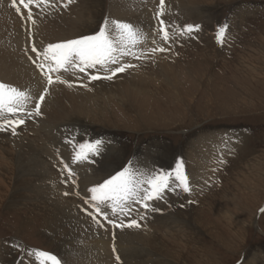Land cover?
I'll list each match as a JSON object with an SVG mask.
<instances>
[{
  "label": "rangeland",
  "instance_id": "obj_1",
  "mask_svg": "<svg viewBox=\"0 0 264 264\" xmlns=\"http://www.w3.org/2000/svg\"><path fill=\"white\" fill-rule=\"evenodd\" d=\"M77 1L85 15L91 8L94 17L89 30L77 33L76 38L95 34L105 16L124 21L110 14V0ZM151 1L150 18H146L151 20L147 24L150 46L144 52L138 50L139 59L128 56L121 61L135 67L111 80L92 81L78 72L73 78L67 75V83H59L79 93L88 92L94 103L85 107L84 115L74 113L63 102L61 120H54L42 107L40 116L29 118L28 111L48 87L44 80V86L41 83L26 101L24 113L11 117L24 119L17 135L10 130L0 132V184L4 186H0V264H32L35 257L28 256L29 250L56 255L63 264H85L81 262L86 254L80 242L83 229L103 236L104 249L95 254L89 251L92 264H118L116 255L119 264H181L180 258L186 264H264V213L260 211L264 208V0H183L188 4L187 24L199 25L200 30L188 38L167 28V43L158 34L155 18L160 0ZM172 5L165 0L161 18L170 15ZM224 23L229 28L220 45L215 32ZM22 25L23 31L26 25ZM131 25L142 26L135 21ZM33 46L25 52L36 61ZM155 47L166 50L152 54ZM88 71L105 74L103 70ZM138 73L146 84L135 92L129 80ZM0 83L29 93L23 83L13 85L3 79ZM48 91L42 103L52 100L53 90L48 87ZM235 135L241 142L229 141L231 152L222 144L211 146L222 137ZM73 137L76 142L105 141L106 150L92 157L94 162L84 160L86 172L82 174L68 164L74 153L65 141ZM192 158L204 162V173ZM221 159L224 164L219 163ZM177 160L184 163L190 191H166L164 199L150 202L159 211L145 212L133 203L128 216L113 215L106 208L105 219L104 213L97 214L84 203L90 198L87 189L129 162L138 172L150 168L173 171ZM65 164L74 174L71 178ZM140 213H144L143 219ZM93 215L102 226L92 220ZM132 219L141 225L139 229L113 228L108 222L126 224ZM181 220L189 228L196 222L202 235L199 245L192 246L190 241L185 249L176 246V241H185L188 230L180 227ZM130 234L140 237L126 253L119 248L123 245L119 236ZM144 235H148L147 241Z\"/></svg>",
  "mask_w": 264,
  "mask_h": 264
},
{
  "label": "snow or ice",
  "instance_id": "obj_2",
  "mask_svg": "<svg viewBox=\"0 0 264 264\" xmlns=\"http://www.w3.org/2000/svg\"><path fill=\"white\" fill-rule=\"evenodd\" d=\"M75 2L76 0H65L63 7L67 8ZM20 4L23 5L24 9H30V6L39 8L41 5L45 9L55 7L49 0H20ZM164 6L165 0H160V11L156 13L155 18L159 21L158 34H161V39L167 43L170 39V33L167 30L165 21L160 19L164 15ZM11 7L15 8L19 14L20 8L16 6V0H12ZM27 19L35 23L31 10L28 11ZM228 28L229 25L227 23L217 28L215 39L218 44L223 45L225 42ZM199 30V25H186L180 31V35L194 38L193 33ZM144 38V34L133 25L105 16L95 34L48 44L42 51L33 46L32 52L36 54L38 59L42 57V61L36 66L41 70V74L44 75L48 86L54 83H66L59 75L53 79L50 73L70 71L73 73H84L92 81L111 80L118 73H123L130 67H135V65L127 62L121 63V60L125 56L139 59L140 57L136 56V53L132 49L141 43ZM165 50L163 47H155L150 51L152 54H155L156 52H164ZM111 65H116V67H110ZM90 69L103 70L105 74L103 76L90 74L88 71ZM47 93L48 87H45L44 94L39 96L34 108L28 111L27 115L29 118L42 114L41 104L45 100ZM30 99L31 97L25 91L5 83H0V132L10 130L13 136L17 135L16 129L24 124V119H12L11 117L16 116L18 113L23 114L25 102ZM229 141L235 143L241 142L238 135L227 138L222 137L221 144L227 147L230 152L233 149L229 147ZM65 143L72 146L74 153L73 163L84 160L92 163L94 162L92 157L100 156L106 150L104 147L105 141L102 139L76 142L73 137L71 140H66ZM61 163L63 164L64 161H61ZM219 163L224 164L225 161L221 159ZM131 164L132 162H129V166H124L101 183L87 189V192L90 193V198L85 199L84 203L94 209L95 213H104L105 219H107V213L104 212L106 208L110 209L113 215L120 213L123 216L129 215L133 203L139 204L145 212L159 211V209L152 207L150 202L164 199L166 191H175L177 188L182 189L185 193L190 191L189 180L185 175L182 160L175 162L173 171L150 168L145 172H138ZM65 169L68 170L69 178H71L74 174L67 164H65ZM260 211L264 213V208ZM140 216L143 219L144 213H140ZM92 220L100 225V221L97 220L96 215L92 216ZM108 222L112 224L113 228L139 229L141 227L135 219L130 220L126 224L123 221L115 223L109 220ZM113 253H116L115 246L113 247ZM28 256L35 257L32 264H37V262L38 264H63L56 255L42 250H29ZM116 260L119 264V255H116ZM240 264H243V261Z\"/></svg>",
  "mask_w": 264,
  "mask_h": 264
},
{
  "label": "bare ground",
  "instance_id": "obj_3",
  "mask_svg": "<svg viewBox=\"0 0 264 264\" xmlns=\"http://www.w3.org/2000/svg\"><path fill=\"white\" fill-rule=\"evenodd\" d=\"M49 2L51 4H54L55 7H49V8L45 9L43 7V5H41L39 8L30 6V9H24L23 5L20 4V0H16V6L20 8L19 14L21 16H23V18H21L19 16V14L16 12L15 8L11 7L12 1L6 2L5 0H0V79L1 80L3 79L6 83H11L13 85H14V83H17V84L23 83L24 87L25 86L28 87L29 93H27V94L30 97L34 96V90H38L40 87L44 86L43 81L45 80V77H44V75L41 74V71L37 70V67H36V65L42 61V57H40L39 59L37 58L36 61L31 60L30 57L26 55V52H25L26 47L29 48V46L32 44V45H35V47L38 50L42 51L43 48L46 47L48 44H55V43L67 41L69 39H75L77 33H80V34L84 33L85 31L89 30V25H93V20L91 19L94 17L93 16L94 15L93 10L90 8L88 10L87 14L85 15V11H81V6L77 4L78 3L77 0L75 3L70 4L67 8L63 7V3L65 2V0H49ZM170 4H173L172 5L173 9L171 10L170 15H168L165 18V20H164V18H161V17L160 18L165 21V24L167 25L168 29L173 27L172 32H174L175 35H179L180 31L183 29L184 24H187V23L189 24V21L186 20L187 19V5L188 4L186 5L183 0H170ZM152 5H153V1H151V0H136L135 2L134 1L130 2L129 0H110V14L112 16L122 17V20H124L123 22L129 23V24H131L132 21H135L138 24L142 25V26H139L140 28H138V26H136V25H133L134 27L138 28L144 34V37H145L141 43L137 44L136 47L132 49V51H134L135 53H137L138 50H140V49L142 52H144L145 51L144 48H146V46L147 47L150 46V41L152 40V35L149 32V28H148L147 24H149L151 20L149 19L146 21V18H150ZM159 5H160V1H159ZM84 7H85V5H84ZM147 7H148V9H147ZM49 9L52 11V13L50 12ZM158 9H159V6H155V10H156L155 12H157ZM29 10H31L33 13V20L35 21V23H33L32 21H29L27 19V14H28ZM21 11L23 13H21ZM141 18L143 21L141 20ZM110 19H114V18H110ZM22 24L26 25L25 29H23V31L25 33H23V31L20 28V26ZM145 25H146V29L143 28V26H145ZM148 33H149V36L147 35ZM28 44H29V46H27ZM22 46H24V48H23L24 49V55L22 52ZM142 49H144V50H142ZM21 52H22V54H21ZM28 52H30V51H28ZM127 57L128 56L123 57L121 61H126ZM32 64H33V66H32ZM76 73H78V72L73 73L70 71V72L50 73V75L53 76V79H55L56 76L59 75L62 79L65 80V79H67L66 78L67 75H70L72 78L76 77V75H77ZM145 79H146L145 77L142 78V75L138 73L135 76H133L132 79H130V80L128 79V80L131 83V87H133V90L136 92V91H138V89L136 87H139L140 85L144 84L143 81ZM45 82H46V80H45ZM41 83L43 84L42 86H41ZM60 84L62 85L63 83H60ZM145 84H146V82H145ZM61 85H59V83H54L53 85L48 86L51 90H53V91H51L52 92V95H51L52 100L47 101V104L44 102L41 105L42 109H44L46 113L50 114V116L54 120H61L64 117V115L62 117V113H61V111L63 110V107L60 106L61 104H63V102H64V104H68V106L71 107L73 109V111H75L74 113H79V114L84 112L86 109L85 107L87 105L89 106L93 102V101H90L89 96H87L88 92L79 93L78 90H74L72 87L67 88V87H63ZM140 91L143 92V90H139L138 93H140ZM49 92L50 91H48V93ZM48 97H49V95H48ZM68 112H69V109H68ZM53 130L54 129H52V131ZM218 144L219 145L221 144V140L219 142H217V145L211 144V146L216 148L219 146ZM211 146L210 147L208 146V149L214 150V148H211ZM220 147H221V145H220ZM70 152H71V150H70ZM70 152H69V154H70ZM219 152L221 153V151H219ZM73 156H74V154H73ZM32 157H34V156H32ZM191 160L193 162L198 163L197 165L199 167L202 166L201 167L202 172L206 169L204 162L202 160H201L202 162L200 160H198V161L196 159L194 160L193 158ZM32 162H33V159H32ZM27 163L29 164V162H27ZM36 164H39V163L36 162ZM68 164L71 165V168H73L74 170L78 169V170L82 171L81 174L83 173V171L86 170L85 169L86 166L84 165V161L73 163V159H72L69 161ZM37 170H39V169H37ZM43 174H46V173L43 172ZM20 175H22V174H20ZM201 177H203V176H201ZM6 179L7 178H5V176H4L3 180H6ZM4 185H5V183H4ZM0 186H3L2 183L0 184ZM85 193L87 195L88 194L90 195V193H88L87 191H85ZM173 221L174 220H172V223H173ZM52 226H54V225H52ZM182 226L188 227V224L185 222V220L180 221V227H182ZM47 227H49V226H47ZM58 227H59V224H58ZM53 228H55V226ZM60 228H61L60 231H62V227H60ZM88 228H89V226H88ZM187 229L188 230L185 231V235H183V238L185 241H183L181 239L180 242L179 241L175 242V243H177L176 246L180 249L182 248V245L185 249L188 246V244L190 243V241L192 242V246L193 245H199V240H200L199 238L202 237L201 230L199 231V228L196 225V222H194V224L191 225L190 228L188 227ZM49 231L51 232V229ZM81 231H83V232H81V234H80V240H81L80 242L84 243L83 245H84V248L86 249V251H85L86 254H82V256L84 259H85V256H87V258H86L87 262L86 261L84 262L82 256H80L82 258L81 262L85 263V264H88V263L92 264L93 259H91V257H90L91 254H89V251L94 252V254H95L96 251L101 252V250L104 249L102 246L103 244L101 243V240H102L101 238L103 236L99 235L96 232L94 233L93 230L92 231H88V230L84 231V229H83ZM56 232H58V231H56ZM187 233L191 234V235H188ZM68 235H71V234H68ZM48 236H50V235H48ZM136 237H140V236L139 235L134 236L133 234L126 235V236L120 235L119 236L120 243H122L123 245L121 248V246L119 244V248L122 249L126 253L129 252V249H130L129 246H131V244L134 245V241H136L138 239ZM142 237L147 241L148 235H144ZM64 238L65 237H63V239ZM63 239H61V240H63ZM143 240H142V242H143ZM88 243L91 244V249L88 248L89 247ZM87 245H88V247H86ZM179 252L180 251L178 250V254H179ZM79 260H80V258H79ZM175 261H177V260H175ZM179 261H181V264H186L182 260V258H180Z\"/></svg>",
  "mask_w": 264,
  "mask_h": 264
},
{
  "label": "crops",
  "instance_id": "obj_4",
  "mask_svg": "<svg viewBox=\"0 0 264 264\" xmlns=\"http://www.w3.org/2000/svg\"><path fill=\"white\" fill-rule=\"evenodd\" d=\"M70 218H71V219H73V217H72V216H71Z\"/></svg>",
  "mask_w": 264,
  "mask_h": 264
}]
</instances>
